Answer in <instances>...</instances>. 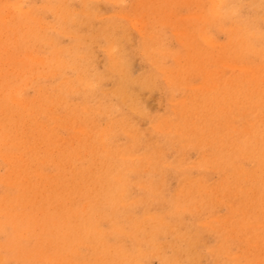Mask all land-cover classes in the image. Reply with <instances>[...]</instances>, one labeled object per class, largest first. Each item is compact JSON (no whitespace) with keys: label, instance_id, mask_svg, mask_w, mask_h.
Listing matches in <instances>:
<instances>
[{"label":"rangeland","instance_id":"1","mask_svg":"<svg viewBox=\"0 0 264 264\" xmlns=\"http://www.w3.org/2000/svg\"><path fill=\"white\" fill-rule=\"evenodd\" d=\"M263 160L264 0H0V264H264Z\"/></svg>","mask_w":264,"mask_h":264},{"label":"bare ground","instance_id":"2","mask_svg":"<svg viewBox=\"0 0 264 264\" xmlns=\"http://www.w3.org/2000/svg\"><path fill=\"white\" fill-rule=\"evenodd\" d=\"M109 8H110V7H109ZM111 10H112V9H111ZM28 16H29V15H28ZM38 57H40V56H38ZM35 58H36V57H35ZM36 59H37V58H36ZM39 59H40V58H39ZM24 107L29 108V110H30V107H29V105H27V103L24 104ZM254 111H255V110H254ZM255 113H256V112H255ZM253 114H254V113H253ZM250 133H252V132H250ZM234 147H235V146H234ZM47 150L49 151L48 148H47ZM47 150H46V151H47ZM48 151H47V152H48ZM46 155H48V154H46ZM243 159H244V158H243ZM245 161H246V160H245ZM262 164H264V160L262 161ZM254 199H255V198H254ZM255 203H256V202H255ZM246 205H247V204H246ZM254 233H255V232H254ZM259 235H260V234H259Z\"/></svg>","mask_w":264,"mask_h":264}]
</instances>
